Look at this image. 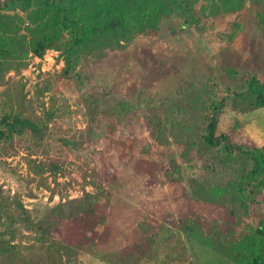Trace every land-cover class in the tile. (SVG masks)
<instances>
[{
  "label": "trees",
  "instance_id": "1",
  "mask_svg": "<svg viewBox=\"0 0 264 264\" xmlns=\"http://www.w3.org/2000/svg\"><path fill=\"white\" fill-rule=\"evenodd\" d=\"M247 2L264 30V0H0V152H17L16 141L26 146L28 180L49 189L50 199L59 194L57 203L34 215L20 191L5 192L0 185V264H76L83 252L108 264H194L187 241L236 264H264V147L220 129L231 98H216L212 84L188 82L159 103L153 96L135 103L108 90L81 88L78 108L69 109L66 100L58 104V82L85 86L97 63L138 37L157 35L166 18H181L203 34L207 19L230 17L231 31L220 36L231 42L243 33ZM48 49L59 51L63 65L28 96L25 81H11L9 75L21 74L32 57L42 58ZM237 94L249 96L252 108L264 107V78L250 73ZM143 106L152 141L178 146L186 159L193 151L203 163L202 175L189 178L182 196L174 193L178 215L119 219L126 208L113 204L108 188L87 176L81 197L62 193L58 176L65 171L66 149L78 141L108 140L130 156L133 144L112 137L117 131L124 135ZM66 112H80L86 122L68 141L67 130L55 122ZM170 162L168 178L180 184L181 165L174 157ZM142 166L155 176L163 168L160 160L140 157L137 168ZM87 184L95 191L86 190Z\"/></svg>",
  "mask_w": 264,
  "mask_h": 264
},
{
  "label": "rangeland",
  "instance_id": "2",
  "mask_svg": "<svg viewBox=\"0 0 264 264\" xmlns=\"http://www.w3.org/2000/svg\"><path fill=\"white\" fill-rule=\"evenodd\" d=\"M231 19H215L212 23L207 19L210 26L202 34L186 25L181 18H166L157 35L138 37L127 48L116 50L107 59L97 63L85 86L68 79L58 82V104L62 105L66 100L69 109L78 108L76 98L80 97L83 89L94 93L108 90L112 97L135 103L147 102L149 96H153L159 103L165 95L178 94L181 86L188 82L209 83L214 86L216 98L233 100L221 116L220 129L236 139H250L259 147H264V107L252 108L249 96L237 94L244 91L250 73L255 72L264 78V30L258 25L255 9L247 2L240 22V31L243 33L229 42L227 36L223 38L220 35L231 31V22L228 23ZM53 51L55 54L49 55V59L45 58V54L42 58L32 57L30 65L21 74L10 73L11 81H25V90L31 96L37 82L53 77L63 65L59 61V51ZM145 112L144 106L139 107L132 121L127 122L124 135L117 131L112 137L133 144L130 156L120 154L121 149L116 145L108 146V140L105 143L83 140L82 143L78 141L75 148H67L61 156L65 171L58 176L61 184L58 189L70 197H81L84 176H87L88 180L108 188L113 204L126 208V214L119 219L141 220L145 215L162 218L168 213L177 216L178 201L174 200V193L180 192L182 187L189 188L191 176L202 175L203 163L193 151L190 158L186 159L178 146H159L152 141L144 120ZM55 122L56 126L67 130V141L86 125L80 112H66L63 117H56ZM149 143V150L143 151V147ZM15 146L17 152L11 155L0 152L1 159L5 161L0 163V185L5 192L13 194L20 191L24 203L36 215L57 203L59 194L56 193L50 199L49 189L28 180L25 160L28 149L18 141ZM140 157L155 162L160 160L163 168H157L156 176L151 175L145 166L137 168ZM172 157L181 165L180 184L170 181L165 171L171 170ZM48 182L54 186L51 177ZM86 190L93 192L95 188L87 184ZM29 191L35 194L34 197L28 195ZM187 246L194 264H236L196 241H187ZM76 264L108 263L83 252Z\"/></svg>",
  "mask_w": 264,
  "mask_h": 264
},
{
  "label": "built area",
  "instance_id": "3",
  "mask_svg": "<svg viewBox=\"0 0 264 264\" xmlns=\"http://www.w3.org/2000/svg\"><path fill=\"white\" fill-rule=\"evenodd\" d=\"M54 49H48L47 51H46V53H45V58L46 59H49V55H53V54H55L54 53V51H53ZM51 58V57H50ZM53 58V57H52ZM61 62H63L62 60H61ZM42 68H44V66H42ZM44 70V69H43Z\"/></svg>",
  "mask_w": 264,
  "mask_h": 264
},
{
  "label": "water",
  "instance_id": "4",
  "mask_svg": "<svg viewBox=\"0 0 264 264\" xmlns=\"http://www.w3.org/2000/svg\"><path fill=\"white\" fill-rule=\"evenodd\" d=\"M67 141V140H66Z\"/></svg>",
  "mask_w": 264,
  "mask_h": 264
}]
</instances>
